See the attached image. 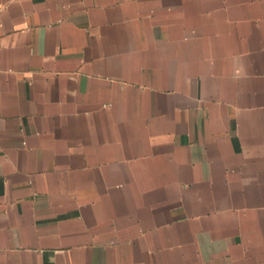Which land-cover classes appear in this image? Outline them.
Here are the masks:
<instances>
[{"label": "crops", "instance_id": "crops-1", "mask_svg": "<svg viewBox=\"0 0 264 264\" xmlns=\"http://www.w3.org/2000/svg\"><path fill=\"white\" fill-rule=\"evenodd\" d=\"M0 264H264V0H0Z\"/></svg>", "mask_w": 264, "mask_h": 264}]
</instances>
